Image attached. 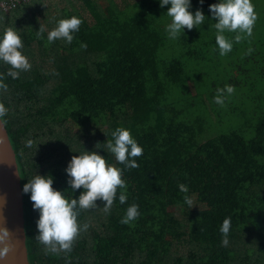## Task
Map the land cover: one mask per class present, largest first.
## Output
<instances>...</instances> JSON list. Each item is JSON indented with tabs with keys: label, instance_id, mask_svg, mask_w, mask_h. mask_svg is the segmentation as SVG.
Returning <instances> with one entry per match:
<instances>
[{
	"label": "trees",
	"instance_id": "1",
	"mask_svg": "<svg viewBox=\"0 0 264 264\" xmlns=\"http://www.w3.org/2000/svg\"><path fill=\"white\" fill-rule=\"evenodd\" d=\"M9 1L0 0V39L7 28L16 30L31 64L13 79L0 61L8 85L0 92L8 110L2 120L22 193L28 180L51 174L55 189L78 198L83 189L71 190L66 168L87 151L123 169L127 184L110 212L100 201L80 212L78 223L88 228L71 252L45 251L36 239L39 212L23 193L30 264H264V2L255 0L250 37L223 33L233 47L222 56L209 10L220 0H192L190 11L207 18L177 39L166 31L171 5L161 8L160 0H19L3 8ZM73 16L83 21L73 42L49 43L48 33ZM204 55L217 59L209 71L183 60ZM226 85L235 91L220 106L214 97ZM118 128L142 147L139 167L126 168L106 149ZM132 204L139 218L122 224Z\"/></svg>",
	"mask_w": 264,
	"mask_h": 264
},
{
	"label": "clouds",
	"instance_id": "2",
	"mask_svg": "<svg viewBox=\"0 0 264 264\" xmlns=\"http://www.w3.org/2000/svg\"><path fill=\"white\" fill-rule=\"evenodd\" d=\"M204 0H200L203 4ZM171 5L168 8L167 15L172 18L171 23L167 25L166 31L170 39H177L181 33L198 29V26L204 24L206 16L201 9L195 13L190 11L192 0H160L161 8ZM212 18L218 22L214 27L217 29L216 43L220 49V55H226L232 51V43L223 34L228 32L246 33L251 36L253 27L257 19L252 0H220L209 6ZM83 21L75 16L70 19H62L58 26L48 33V42L52 43L57 39H64L68 44L74 40V33L80 30ZM44 31L41 26L37 34ZM242 37L236 35V42H240ZM24 47L22 39L18 32L13 28H7L3 38L0 39V61L10 65L7 75L17 79L21 71H29L31 64L28 58L22 54ZM81 47L86 48L85 44ZM251 51V50H249ZM5 79L0 74V92H7L8 85L3 83ZM235 91L234 86L226 85L224 88H218L214 97V102L220 106L225 105L227 96ZM7 109L0 103V123L6 115ZM113 140H107L106 149L115 155L116 160L125 165L126 168H136L139 165L136 157L143 155V149L132 137L131 132L124 128H118L112 133ZM32 141L27 142L31 146ZM101 143L95 145L99 148ZM69 177L68 184L74 192L83 191L78 198L67 199L64 192L53 187L54 177L49 174L36 175L28 180L23 186V193H30V200L33 209L39 212V219L36 222L38 235L36 239L45 246L46 252L57 253L60 251L71 252L75 240L82 231L87 230L88 225L78 223V216L82 210H90L98 207V201L104 205V211L110 212L114 200L117 197V190H126V181L122 178L123 169L111 166L107 163L104 156L98 151H87L84 154L73 155L68 167L66 168ZM181 192L187 194L189 188L185 184H180ZM6 199V198H5ZM185 203L190 207L192 200L185 195ZM121 204L126 203L127 196L124 191L119 195ZM139 206L132 204L128 207L126 215L120 221L122 224H130L139 218ZM6 223V221H5ZM231 229L230 218H226L220 227L223 234L222 244H228V234ZM10 237V231L7 227H0V244H6ZM4 253L8 251L4 248Z\"/></svg>",
	"mask_w": 264,
	"mask_h": 264
},
{
	"label": "water",
	"instance_id": "3",
	"mask_svg": "<svg viewBox=\"0 0 264 264\" xmlns=\"http://www.w3.org/2000/svg\"><path fill=\"white\" fill-rule=\"evenodd\" d=\"M0 227L10 231L7 243L0 244V264H30L21 176L4 122L0 123Z\"/></svg>",
	"mask_w": 264,
	"mask_h": 264
},
{
	"label": "rangeland",
	"instance_id": "4",
	"mask_svg": "<svg viewBox=\"0 0 264 264\" xmlns=\"http://www.w3.org/2000/svg\"><path fill=\"white\" fill-rule=\"evenodd\" d=\"M262 2H264V0H261ZM252 3H254L253 5L256 6V1H252ZM256 3V4H255ZM257 8V6H256ZM262 12H264V6L261 8ZM264 14V13H263ZM211 21V25L213 26V19L211 18L210 19ZM216 32H217V29L215 28ZM164 54V53H163ZM178 55L180 56V53L178 51ZM183 60L185 62V65L186 66H190L191 68L193 67H197L198 69H202V70H206V71H209L211 69V64L212 63H215V61L217 60L216 58H213L211 57V55H204L202 56V58L199 60V62H194L192 58L190 57H185L183 56ZM215 75V74H214Z\"/></svg>",
	"mask_w": 264,
	"mask_h": 264
},
{
	"label": "built area",
	"instance_id": "5",
	"mask_svg": "<svg viewBox=\"0 0 264 264\" xmlns=\"http://www.w3.org/2000/svg\"><path fill=\"white\" fill-rule=\"evenodd\" d=\"M19 0H11L2 4V7L8 9L10 6H14Z\"/></svg>",
	"mask_w": 264,
	"mask_h": 264
}]
</instances>
